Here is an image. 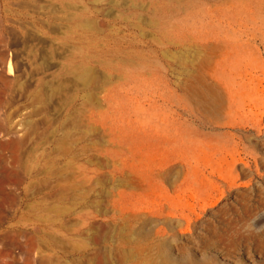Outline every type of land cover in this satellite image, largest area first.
Instances as JSON below:
<instances>
[{
	"label": "rangeland",
	"instance_id": "obj_1",
	"mask_svg": "<svg viewBox=\"0 0 264 264\" xmlns=\"http://www.w3.org/2000/svg\"><path fill=\"white\" fill-rule=\"evenodd\" d=\"M0 264H264V0H0Z\"/></svg>",
	"mask_w": 264,
	"mask_h": 264
},
{
	"label": "crops",
	"instance_id": "obj_2",
	"mask_svg": "<svg viewBox=\"0 0 264 264\" xmlns=\"http://www.w3.org/2000/svg\"><path fill=\"white\" fill-rule=\"evenodd\" d=\"M23 222H24L23 219H18L17 225L20 226L21 224H23Z\"/></svg>",
	"mask_w": 264,
	"mask_h": 264
}]
</instances>
